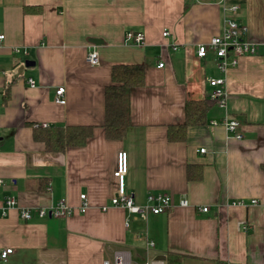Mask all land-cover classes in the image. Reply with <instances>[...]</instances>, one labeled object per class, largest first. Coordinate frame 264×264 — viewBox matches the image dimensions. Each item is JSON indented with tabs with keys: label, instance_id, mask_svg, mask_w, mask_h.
<instances>
[{
	"label": "crops",
	"instance_id": "0c3cea01",
	"mask_svg": "<svg viewBox=\"0 0 264 264\" xmlns=\"http://www.w3.org/2000/svg\"><path fill=\"white\" fill-rule=\"evenodd\" d=\"M227 18L258 46L225 76L241 141L210 127L223 112L208 103L207 80L220 75L211 53L196 56ZM128 32L141 33L144 46L125 45ZM0 34V209L8 198L18 204L0 218V249L13 250L0 264H112L115 252L127 253L130 264H172L171 255L181 264H264V0H0ZM92 47L97 67L86 62ZM135 65L145 67V79L130 93L131 126L124 139H107L111 70ZM57 88L65 90L63 106L55 103ZM188 103L205 104L204 116L183 127ZM32 125L94 131L84 147L55 153L34 141ZM177 126L182 137L168 140ZM121 152L135 203L165 193L170 210L142 220L110 205ZM81 195L85 214L77 212ZM183 199L186 208L179 207ZM61 200L76 210L72 217H19V209ZM238 201L246 206H232Z\"/></svg>",
	"mask_w": 264,
	"mask_h": 264
},
{
	"label": "built area",
	"instance_id": "2783aa9c",
	"mask_svg": "<svg viewBox=\"0 0 264 264\" xmlns=\"http://www.w3.org/2000/svg\"><path fill=\"white\" fill-rule=\"evenodd\" d=\"M227 12L235 13L236 7H230L225 9ZM247 29L244 25L240 24L235 19L227 18L223 21L222 31L218 36L212 37L205 45L197 46L196 56L198 59L203 60L207 57L208 53H211L216 62V68L220 75L218 78H210L207 80L209 87L211 88L207 95L208 103L218 108L223 112V117L219 123L212 121L210 127H216L220 125L225 131L226 140L241 141L243 136L239 132V123L232 119L228 113V101L229 94L226 90V74L230 68L235 67L238 64V60L245 56H255L258 53V46L252 44L246 38ZM170 36V32L165 31L162 34L163 38ZM5 36L0 34V46L4 43ZM144 36L141 33L128 32L124 36V44L128 46H144ZM264 47V46H263ZM15 53H19L17 50ZM86 62L92 66L97 67L99 65V56L96 48L92 47L88 51L86 56ZM163 64H159L158 68H162ZM27 84L30 88L35 87V82L31 79L27 80ZM65 93L64 88H57L55 90V103L57 105H65L63 98ZM46 128L47 125H42ZM200 154H205L206 151L201 149L198 151ZM127 174V156L121 152L117 155L116 167L112 174L113 179L116 182V189L114 195L110 199V205L113 208H120L124 210L129 216L146 220L148 215H160L173 207V200L170 195L165 193L149 194L146 197L144 205H137L134 201L132 194L128 193L125 188L124 180ZM2 187V181L0 180V188ZM80 206L77 212L85 214L89 208L87 198L85 195L79 197ZM256 201H252L251 205H256ZM232 206H246L242 201L234 202ZM180 208L188 207L186 200L179 201ZM18 208V204L15 199H5L4 207L0 209V218L6 216V213L10 209ZM19 217L22 221H31L35 217L39 219L54 218L57 220H64L72 217L76 210L71 207L65 200H61L54 207L50 208H38L34 210L19 209ZM105 210V208H102ZM203 213L208 212V208L199 209ZM125 226H128V220L125 221ZM242 230L246 231V226H242ZM152 243L149 247H152ZM13 253L11 249H0V261L5 262L8 257ZM129 255L123 252H115L112 264H130L128 261ZM104 264H109L105 262ZM144 264H164L163 261H153Z\"/></svg>",
	"mask_w": 264,
	"mask_h": 264
},
{
	"label": "trees",
	"instance_id": "16d2710c",
	"mask_svg": "<svg viewBox=\"0 0 264 264\" xmlns=\"http://www.w3.org/2000/svg\"><path fill=\"white\" fill-rule=\"evenodd\" d=\"M36 13L39 9L35 10ZM145 67L115 66L111 70V84L104 90V125L105 136L110 140L124 139L130 128V93L135 88L144 85ZM205 104L186 105V122L198 125L204 116ZM33 139L42 143L46 151L63 153L69 148H82L92 136L93 127H50L43 128L39 125L31 126ZM181 127H172L168 130V140L175 141L182 137ZM189 179V174H188ZM172 264H181V257L170 256Z\"/></svg>",
	"mask_w": 264,
	"mask_h": 264
},
{
	"label": "rangeland",
	"instance_id": "374dc122",
	"mask_svg": "<svg viewBox=\"0 0 264 264\" xmlns=\"http://www.w3.org/2000/svg\"><path fill=\"white\" fill-rule=\"evenodd\" d=\"M16 50H14V52H15ZM18 51V50H17ZM19 52V51H18ZM20 53V52H19ZM19 53H16V54H19ZM30 88V87H29ZM35 88V87H34ZM31 89H33V88H31ZM198 263V262H197ZM189 264H192L191 262H189ZM200 264H209V263H207V262H202V263H200Z\"/></svg>",
	"mask_w": 264,
	"mask_h": 264
},
{
	"label": "water",
	"instance_id": "95a60500",
	"mask_svg": "<svg viewBox=\"0 0 264 264\" xmlns=\"http://www.w3.org/2000/svg\"><path fill=\"white\" fill-rule=\"evenodd\" d=\"M27 65H31L32 66L33 64H27Z\"/></svg>",
	"mask_w": 264,
	"mask_h": 264
}]
</instances>
